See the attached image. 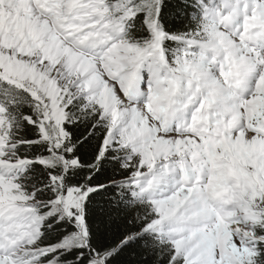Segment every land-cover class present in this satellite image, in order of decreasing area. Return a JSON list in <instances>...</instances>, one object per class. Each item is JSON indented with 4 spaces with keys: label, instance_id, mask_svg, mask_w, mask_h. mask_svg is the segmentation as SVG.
<instances>
[{
    "label": "snow or ice",
    "instance_id": "obj_1",
    "mask_svg": "<svg viewBox=\"0 0 264 264\" xmlns=\"http://www.w3.org/2000/svg\"><path fill=\"white\" fill-rule=\"evenodd\" d=\"M0 264H264V0H0Z\"/></svg>",
    "mask_w": 264,
    "mask_h": 264
}]
</instances>
